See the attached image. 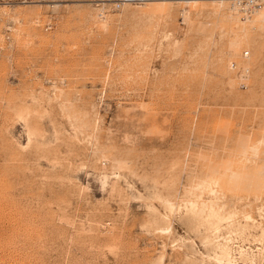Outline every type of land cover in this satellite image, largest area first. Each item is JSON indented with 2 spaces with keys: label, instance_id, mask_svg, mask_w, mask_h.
I'll list each match as a JSON object with an SVG mask.
<instances>
[{
  "label": "rangeland",
  "instance_id": "rangeland-1",
  "mask_svg": "<svg viewBox=\"0 0 264 264\" xmlns=\"http://www.w3.org/2000/svg\"><path fill=\"white\" fill-rule=\"evenodd\" d=\"M127 2L0 0V264H264V17Z\"/></svg>",
  "mask_w": 264,
  "mask_h": 264
},
{
  "label": "built area",
  "instance_id": "built-area-1",
  "mask_svg": "<svg viewBox=\"0 0 264 264\" xmlns=\"http://www.w3.org/2000/svg\"><path fill=\"white\" fill-rule=\"evenodd\" d=\"M128 2L144 4L151 1L173 2L178 4L189 5L208 0H125ZM238 10L243 18H251L252 16L261 13L264 17V0H226ZM250 59V51L245 50L242 54V62L231 61L230 69L234 74L236 84L239 89L246 90L250 86L251 67L247 63Z\"/></svg>",
  "mask_w": 264,
  "mask_h": 264
},
{
  "label": "bare ground",
  "instance_id": "bare-ground-1",
  "mask_svg": "<svg viewBox=\"0 0 264 264\" xmlns=\"http://www.w3.org/2000/svg\"><path fill=\"white\" fill-rule=\"evenodd\" d=\"M208 1H215V2L217 1V2L222 3V2H225L226 0H208ZM124 3H126V2H124ZM127 3H129V2H127ZM163 3H165V2H163ZM261 15L263 16V14H261ZM222 247H223V255H224V257L229 258L230 254H231L229 245L228 244H224Z\"/></svg>",
  "mask_w": 264,
  "mask_h": 264
}]
</instances>
